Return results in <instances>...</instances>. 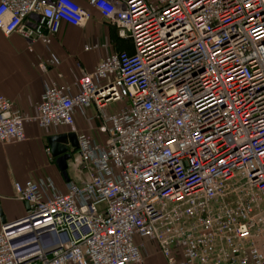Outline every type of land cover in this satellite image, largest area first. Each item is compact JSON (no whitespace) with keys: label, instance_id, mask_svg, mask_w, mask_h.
Segmentation results:
<instances>
[{"label":"built area","instance_id":"1","mask_svg":"<svg viewBox=\"0 0 264 264\" xmlns=\"http://www.w3.org/2000/svg\"><path fill=\"white\" fill-rule=\"evenodd\" d=\"M85 1L133 51L77 63L33 116L0 96V144L28 124L78 143L65 191L14 184L28 210L2 226L0 264H143L147 245L167 264H264V0ZM90 19L75 0H0L2 34L49 50L43 74L63 26Z\"/></svg>","mask_w":264,"mask_h":264},{"label":"crops","instance_id":"2","mask_svg":"<svg viewBox=\"0 0 264 264\" xmlns=\"http://www.w3.org/2000/svg\"><path fill=\"white\" fill-rule=\"evenodd\" d=\"M75 1L89 12L91 19L82 27L68 24L63 26L52 46L62 63L47 74H43L39 68L40 62L49 55L45 46L37 44L30 51V44L21 36L14 34L5 37L0 31V96L11 100L28 117L35 115L36 105L47 85L60 82L68 86L76 82L81 75L77 63L83 70L91 72L113 53L133 51L131 42L119 39L116 28L106 24L99 12L87 1ZM87 44L104 47L85 52L84 46ZM59 75L62 76L61 79ZM76 124L79 131H90L83 116H76ZM25 129L26 141L0 144V231L4 221L14 222L28 210L25 202L15 199L16 182L51 177L58 191L66 190L67 182L57 167L56 159L47 153V148L50 137L66 134L69 130L60 128L44 131L35 124H28ZM69 174L68 167V176ZM147 247L148 253L145 254L143 264H167L161 254L154 252L153 246Z\"/></svg>","mask_w":264,"mask_h":264},{"label":"water","instance_id":"3","mask_svg":"<svg viewBox=\"0 0 264 264\" xmlns=\"http://www.w3.org/2000/svg\"><path fill=\"white\" fill-rule=\"evenodd\" d=\"M51 156L56 159V164L66 182L68 177V162L71 158V150L77 149V136L75 134H62L48 139ZM1 210V209H0ZM6 224V221L3 222Z\"/></svg>","mask_w":264,"mask_h":264}]
</instances>
